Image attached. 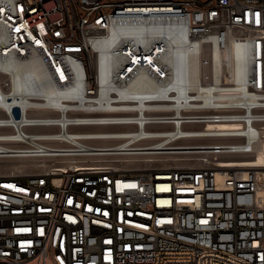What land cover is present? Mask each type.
I'll use <instances>...</instances> for the list:
<instances>
[{"label": "built area", "instance_id": "2783aa9c", "mask_svg": "<svg viewBox=\"0 0 264 264\" xmlns=\"http://www.w3.org/2000/svg\"><path fill=\"white\" fill-rule=\"evenodd\" d=\"M174 40L206 56L195 83ZM232 48L241 78L207 59ZM32 58L52 93L13 88ZM263 141L264 0H0V160L39 162L0 169V264H264V167L222 156Z\"/></svg>", "mask_w": 264, "mask_h": 264}, {"label": "bare ground", "instance_id": "6f19581e", "mask_svg": "<svg viewBox=\"0 0 264 264\" xmlns=\"http://www.w3.org/2000/svg\"><path fill=\"white\" fill-rule=\"evenodd\" d=\"M92 49L94 52L93 56L95 65L98 66L99 71L103 75H106L109 71L113 70L114 67L117 66L118 58L114 55V53L109 51L108 40L96 42ZM223 58L229 62V67H231L230 71L233 75L237 76L238 78L244 76L245 67L243 61V51L241 49L232 48L229 53L223 55L211 51L207 57L209 63L211 62V59H214L216 69L219 70L220 68L218 66L222 62ZM164 61L171 69L174 85H179L185 81L195 83L200 78L202 71L208 64L206 61V56H197L194 52V49L189 48L185 46L184 43L176 40H174L173 44L170 46L168 54L164 57ZM4 67L5 71L7 70L9 75L8 77L10 78L14 89L24 92H53V86L49 81L42 62L38 58H32L24 63H17L13 60H9L4 64ZM130 88L134 91H140L154 89L155 85L149 81L138 78L131 84ZM105 128L106 127H102L101 129ZM180 148L185 149L190 147L184 146ZM182 152L185 153L187 150H183ZM256 152V154H233L222 156L229 158L226 160V166L231 168L238 167L241 164L245 166L263 168L264 141L257 146ZM8 158H15L13 161H19L17 165L15 164L11 166L10 169H6L8 172H17L31 165V162H29L31 159H25L16 156H10L5 159ZM185 158L186 157H180V159ZM35 162L37 161L32 163ZM41 164L44 165L42 161Z\"/></svg>", "mask_w": 264, "mask_h": 264}, {"label": "rangeland", "instance_id": "374dc122", "mask_svg": "<svg viewBox=\"0 0 264 264\" xmlns=\"http://www.w3.org/2000/svg\"><path fill=\"white\" fill-rule=\"evenodd\" d=\"M14 159L15 158H8V159H2V160H0V169H10L11 166H13L15 164L17 165L19 163V161H13ZM20 162H22V161H20ZM29 162H31V165H32L33 164L32 162H34V161H30L29 160Z\"/></svg>", "mask_w": 264, "mask_h": 264}, {"label": "snow or ice", "instance_id": "6c2138e0", "mask_svg": "<svg viewBox=\"0 0 264 264\" xmlns=\"http://www.w3.org/2000/svg\"><path fill=\"white\" fill-rule=\"evenodd\" d=\"M17 31H19V29H17Z\"/></svg>", "mask_w": 264, "mask_h": 264}]
</instances>
